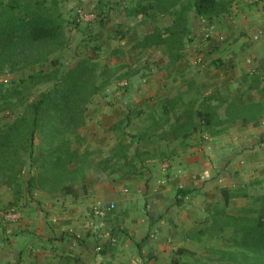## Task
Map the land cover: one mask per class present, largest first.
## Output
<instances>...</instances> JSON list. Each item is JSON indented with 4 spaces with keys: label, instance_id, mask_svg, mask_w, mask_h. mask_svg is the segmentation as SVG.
Instances as JSON below:
<instances>
[{
    "label": "trees",
    "instance_id": "16d2710c",
    "mask_svg": "<svg viewBox=\"0 0 264 264\" xmlns=\"http://www.w3.org/2000/svg\"><path fill=\"white\" fill-rule=\"evenodd\" d=\"M232 11V0H148L137 11L138 19L162 16L172 18V22L166 28L153 26L133 50H162L171 74L185 58L188 43L195 40L192 21H204L211 28L213 20L228 17ZM65 24L55 2L0 0V76L6 71L15 74L47 64L51 67L48 72L39 70L25 78L0 82V114L19 110L13 121H0V178L5 182L9 174L28 168L25 182L30 195L36 190L69 195L75 183L84 181L90 153L80 152V130L87 125L89 105L112 82L111 69L90 58H80L68 66L62 62L59 55L69 47ZM253 77L249 88L259 91V100H246L247 90L231 95L196 94L188 107L179 111V94L164 102L161 114L146 116L147 125L136 135L122 129L113 156L129 151V138L141 144L155 138L158 143L166 142L168 137L186 141L199 128L213 138L237 123L259 126L264 117V87L259 88V75ZM40 87L45 89L35 95ZM38 138L40 143L36 144ZM220 193L223 205L219 204L209 219L210 226L199 232L210 237L229 233V248L215 251L217 261L223 264H264V195L234 215L227 212L230 201L249 195L241 187L221 188ZM180 194L185 195V191L181 189ZM177 253L193 255L183 249Z\"/></svg>",
    "mask_w": 264,
    "mask_h": 264
},
{
    "label": "crops",
    "instance_id": "0c3cea01",
    "mask_svg": "<svg viewBox=\"0 0 264 264\" xmlns=\"http://www.w3.org/2000/svg\"><path fill=\"white\" fill-rule=\"evenodd\" d=\"M260 3L264 6V0ZM236 13L239 15L234 19H219H226L224 30L215 24L216 19L211 28L204 21H192L195 41L191 51L195 56L202 52L203 58L193 63L200 69L205 67L212 75V79L211 76L208 78L210 81L205 80L208 84H200V87L224 89L225 94L231 95L240 88L249 87L254 74L261 78L259 88L264 87V45H260L263 37L260 30L258 40H254L253 35L248 39L239 35L243 28L251 29L256 24L242 23V16L253 15L248 9H239ZM262 18L264 27V10ZM190 60L192 62V58ZM186 68L180 66L181 75H185ZM244 98L251 100L245 95ZM110 117L115 120L117 116ZM106 120L109 121L108 116H87V125L80 130L83 143L78 147L81 153L89 152L90 157L94 154L96 148L90 146L93 144L90 140L104 137L98 125L104 129L103 121ZM91 123L93 135L88 131L84 133ZM123 131L127 132L125 128ZM127 133L130 136L135 134ZM112 138L115 143L108 147L107 155L111 162L107 165L106 160H100L96 164L98 168L111 164L119 167L134 165L139 175L135 177L130 173V178L123 179L118 173L114 182L102 172L101 178L94 180L91 170L96 165H91L88 160L84 181L75 183L74 192L69 195H51L38 190L32 195L26 191L27 195L20 198L12 194L10 201L14 206L21 201L12 207L21 218L10 223V264H183V261L193 264L189 259L181 262L172 258L178 255V250L191 252L192 245L205 236L199 228H187L183 222L179 226L173 223L179 210L172 204L173 186L185 191L186 200H194L191 203L199 209L193 208L192 211L204 214L213 203L209 193L212 185L216 187L218 182H227L230 187L264 175V118L257 127H243L237 123L234 130L230 127L225 134L210 139L204 136L205 140H195L192 136L186 141L174 140L175 145H170L168 150L160 148L159 156L149 157L146 154H149L150 146L141 144L142 152L146 153L144 157L133 156L127 162V153L113 156L120 138L114 134ZM168 139L170 142V137ZM98 147L99 153L104 147ZM239 199L242 198L231 200L229 205ZM98 205L105 209L114 205L115 209L97 217L93 214V207ZM184 207L185 203L179 207L180 212L191 213ZM3 263L0 255V264Z\"/></svg>",
    "mask_w": 264,
    "mask_h": 264
},
{
    "label": "rangeland",
    "instance_id": "374dc122",
    "mask_svg": "<svg viewBox=\"0 0 264 264\" xmlns=\"http://www.w3.org/2000/svg\"><path fill=\"white\" fill-rule=\"evenodd\" d=\"M47 1L55 2L58 5L63 18L66 20L65 32L69 39V47L59 55L62 56V62L68 66L80 58H90L99 63L102 68L108 67L111 69V85L108 86L102 94L96 96L93 103L88 107L87 116H108L109 120L103 121L104 129L102 126L98 125L102 132L101 136L104 135V137L101 139L92 138L90 140L93 143L90 146L96 148L94 154H92L89 159L91 165L98 164L100 160H103L101 162L106 160L108 165V163L111 162L110 157L107 156L109 155L108 147L115 143L112 135L114 134V136H117L119 139L122 134L121 130L124 128L127 132H135L133 135H136L147 125L145 117L150 114L153 116L161 114L164 102L171 99L170 97H176L179 94L182 95L180 96L182 101L178 104L180 107L179 111H182L188 107L186 104H188L196 94L203 96L209 91L217 92L218 95L225 94L226 91L224 89L216 90L211 89L212 87L210 88L209 86L200 87V84H208V81L212 79V75L211 73H208V70H206L205 67L204 69H200V67L198 68V65H194V61L203 59L200 55L202 52L198 53L196 56L195 53H192L191 45L194 42L188 43L185 58L175 66L171 74L168 72L169 59L163 54L162 50H133L140 37L149 33L153 26L166 28L172 22V18L162 16H158L156 19H138L137 11L141 5L147 4L148 0ZM101 2L103 3L102 5H100ZM232 2L233 7L236 9H233L231 15L228 16V19L231 17L234 19V17L239 15L236 13V10L248 9L253 12V15L248 14L242 16V23L255 22L256 24L255 26L253 25L251 29L243 28V31H239V35L248 39L249 37L251 38L252 35H258L260 30V34L263 37V39L261 38L262 41L260 42V45H264V27L261 25L263 22L262 11L264 10V6L260 3V0H232ZM250 19L252 21H250ZM225 20L226 19H216L215 24L221 28L223 27L222 30H224L226 28L224 27ZM217 22L219 23L217 24ZM240 22L241 21H238V24L242 25ZM219 27H217V29ZM191 28L195 29L192 26ZM226 33L230 34V31H227ZM123 34H126V36L122 39L121 36ZM252 46L253 45L250 44L251 48H253ZM190 58H192V62ZM182 65L187 66L185 69V75H181L182 72L179 71V68ZM50 69V65L47 64L30 70L20 71L15 74L6 71L1 74L0 82L5 81L7 83L15 81L19 78H25L29 74L35 73L39 70L48 72ZM209 77L211 79H208ZM207 79L208 81H205ZM127 82L129 84L128 86L125 85ZM44 89L45 87L38 88L35 91V95ZM238 90H247L245 96L248 97V99L259 100L261 98L259 91L250 90L247 86ZM18 112V109H12L5 113L3 112L0 114V121H13L17 117ZM221 115L223 116V109L221 110ZM110 116L117 117L115 120H110ZM128 117H130V120L127 121ZM95 124L96 122H94V125ZM162 125H165V121ZM92 126L93 124L91 123L87 130H84V133L88 131L93 135ZM231 129L234 130V125L231 126ZM202 132L203 130L199 128L198 133L193 135L195 140H198V138L203 140L204 136H206L207 139L211 138L206 132ZM170 139V142L166 141L162 143H158L156 138L148 139L147 142L143 144L150 146L149 154H146L142 152L141 143L129 138L132 150L129 149L127 152L126 162L133 156L138 159H140V157L142 159L145 154L149 157L150 155L159 156L157 152L160 151V148L168 150L170 145H175L173 144L174 140H172L171 137ZM39 143L40 138L36 140V144ZM98 146L102 148L104 147L99 153L97 151V148H99ZM164 153L167 155L169 154L168 152ZM111 166H113V164H111ZM111 166L98 168V165H96V168L91 170V175L94 180H97L98 177L101 178L102 172L108 177L109 181L113 180L114 182L117 181L119 176L118 173L121 174L123 179L130 178V173L135 177L139 175L138 169L134 165L128 167L127 165H121L120 167L114 165L113 168ZM97 172L99 173L97 174ZM29 173V169L26 168L19 174H9L5 178V182H2V177L0 178V255L3 257V264H10V221L7 222L5 216L10 212L12 207H16V205H19L21 202L17 201V204L14 206L13 202L10 201V196L12 194L15 196L19 195L20 198L23 195H27L25 179L29 177ZM225 185L231 190L241 187L242 190L249 195L248 198L239 199L229 205L227 212L234 215H237L239 210L243 207H251L254 202L257 201L256 199L258 197L264 195L263 174H260V177L253 181H243L242 184H233L230 187L227 185V182H218L216 187L212 185L211 189H209L210 197H212L213 200L210 210H206L204 214H199L195 211L196 209L198 210L199 207L194 206V203H191L194 202V200L192 198L186 200V195H179L180 189L178 186L174 185L171 195L172 198H174L172 204L178 206L177 208L179 210L173 223L176 224V226H179V224L183 222V226H187V228L196 227L202 230L210 226L209 219L215 213L219 204L223 205L220 188ZM35 193L38 192L34 191L33 194ZM28 194L30 195V193ZM215 198L216 200L214 201ZM14 200H16V197ZM184 203V210H190L191 213L185 212V214H183L180 212L181 209L179 207L183 206ZM193 208L195 209L194 211H192ZM179 212L180 216H178ZM228 236L229 233L220 237L218 235L210 237L209 234H205V236L201 237L200 242H196L192 245L191 252L193 255L188 257V254H175L172 258H174V260L178 259L181 262L184 259H189L193 264H223L217 261L219 256L215 251L226 250L229 248ZM183 264H186V262L183 261Z\"/></svg>",
    "mask_w": 264,
    "mask_h": 264
},
{
    "label": "built area",
    "instance_id": "2783aa9c",
    "mask_svg": "<svg viewBox=\"0 0 264 264\" xmlns=\"http://www.w3.org/2000/svg\"><path fill=\"white\" fill-rule=\"evenodd\" d=\"M254 40H258L260 38V35L255 34L253 36ZM125 85H127V83H125ZM115 209L114 205H111L109 208L105 209L104 207H102L101 205L95 206L93 207V214L97 217H103L104 215H106V212L112 211ZM21 218L20 213L18 211H16L15 209L10 210V212L8 214H6L5 219L6 221H10V223L12 222H17L19 219Z\"/></svg>",
    "mask_w": 264,
    "mask_h": 264
}]
</instances>
